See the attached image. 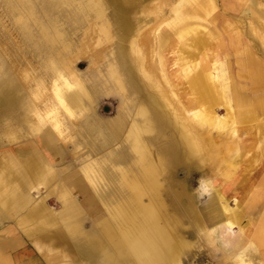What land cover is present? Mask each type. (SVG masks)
I'll use <instances>...</instances> for the list:
<instances>
[{
	"label": "rangeland",
	"instance_id": "1",
	"mask_svg": "<svg viewBox=\"0 0 264 264\" xmlns=\"http://www.w3.org/2000/svg\"><path fill=\"white\" fill-rule=\"evenodd\" d=\"M136 58L202 158L172 151V132L139 111L134 83L152 88ZM200 72L224 87L234 132L189 118L209 105L226 113L201 96ZM62 77L80 92L72 115L54 94ZM263 97L264 0H0V264H125L99 219L116 222L113 210L132 203L128 184L144 174L136 137L165 157L158 195L185 243L179 264H264ZM213 189L241 210L238 225L212 217Z\"/></svg>",
	"mask_w": 264,
	"mask_h": 264
},
{
	"label": "bare ground",
	"instance_id": "2",
	"mask_svg": "<svg viewBox=\"0 0 264 264\" xmlns=\"http://www.w3.org/2000/svg\"><path fill=\"white\" fill-rule=\"evenodd\" d=\"M207 7L208 6L206 4L202 8L199 6L198 8L192 7V9L199 13L203 12V10ZM131 47L133 54L139 52V48L136 46L135 42L132 41ZM136 60L139 64L142 74H144V76L149 79L148 83L151 80L149 87L152 88L151 90H148L146 86L137 80V82L134 83L135 90L142 95L145 102L143 107H139V111L142 114L148 112L150 118L154 120L158 127L166 128L172 132V134L176 137V139H174L172 142L174 148L172 151L178 152V149L181 148L184 151L183 153L186 155V157H191L194 159L202 158L200 157L201 151L195 144L199 143V138L197 135H195L192 129L190 130L182 117L177 115L178 113L175 112L176 109L173 108V111L167 105V103L164 101L165 98L162 100L156 95L157 92L155 93L154 91L157 90V88L159 89V83L154 81L153 78H150L151 75L140 66L137 58ZM257 65L258 66L256 69L258 71L253 70L250 72V75L257 81H260L263 74L260 73V64ZM131 75L133 78L132 69ZM63 77L58 83L55 82L54 94L56 99L63 107L64 111L69 115H72L73 112L71 107H77L80 104V92L78 93L74 88H72L73 85L71 84L70 80L67 81ZM128 77L131 79L129 75ZM197 81L199 82L198 85L200 86V89L202 88L203 90L200 92L201 96L210 97L214 101L213 103L222 102L226 113L224 118L218 117L214 112L213 106L209 105L203 108H191L188 110L189 118L195 124L206 128H224L227 124H229L230 132H234L237 129V126H235L236 123L233 122L235 121V112L232 108V104H230L227 97L225 96L224 87L218 88L215 79H212L210 76H206L203 74V72H200L197 75ZM263 99L264 97L259 98L255 102V105H258L261 108L260 110L262 113H264ZM248 112L249 111H245L244 115H246ZM255 117H258V115L255 114ZM51 123L55 129L59 127V121L57 118L54 117ZM150 124L151 123L146 125V127H149ZM138 129V127L134 126L132 131L136 132ZM44 144H46V142ZM161 148L163 151H166L165 147ZM134 151L138 157V160L143 165L142 170L144 174L141 173L143 176L140 180L139 178L135 177L128 184L131 190V193L129 192L131 194L132 200L131 205L125 206L122 209L117 208L116 211L112 209L115 212V217L117 218L116 222H113L109 217L105 219L102 218V220L99 219L100 238L104 240L106 244L108 243V245L109 243L115 245L114 251L116 252L114 253H116L118 259L125 264H179L178 255L183 250L185 243L178 238L179 236L172 222L173 219H169L165 216L163 212V201L158 195V185L160 183L158 184L157 179L158 176L164 171L165 157L151 151L147 146H145V144L140 142L138 137H136L134 140ZM144 197L147 198L146 202H143ZM210 202H214L212 203L213 213L211 214L213 215V218L215 217V219H217L220 216L219 219H222L224 216H226L225 214H228L227 217H235L229 219L227 224H239L241 210L238 208L233 210L228 209L225 199L220 193L216 191V189H213V195ZM217 212L220 213L218 214ZM263 230L264 222H260L258 227V232L260 233L258 234H261V231Z\"/></svg>",
	"mask_w": 264,
	"mask_h": 264
},
{
	"label": "crops",
	"instance_id": "3",
	"mask_svg": "<svg viewBox=\"0 0 264 264\" xmlns=\"http://www.w3.org/2000/svg\"><path fill=\"white\" fill-rule=\"evenodd\" d=\"M45 138L43 139V141H42V143L44 142L45 143ZM43 143V144H44ZM45 146H46V144H44ZM29 164V163H28ZM27 165V164H26ZM30 170H32V173H34L35 171H36V169L34 168V167H32V166H29L28 167ZM43 207V204L42 203H40V202H37V203H35L27 212H30V213H28V214H34V213H36L40 208H42ZM34 264H44L43 262H41V261H35V263Z\"/></svg>",
	"mask_w": 264,
	"mask_h": 264
}]
</instances>
